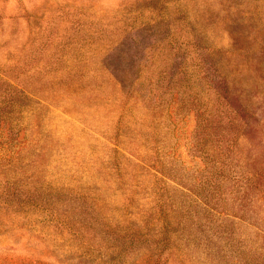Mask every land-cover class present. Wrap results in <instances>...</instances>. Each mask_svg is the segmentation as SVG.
<instances>
[{"label":"rangeland","instance_id":"obj_1","mask_svg":"<svg viewBox=\"0 0 264 264\" xmlns=\"http://www.w3.org/2000/svg\"><path fill=\"white\" fill-rule=\"evenodd\" d=\"M0 264H264V0H0Z\"/></svg>","mask_w":264,"mask_h":264}]
</instances>
